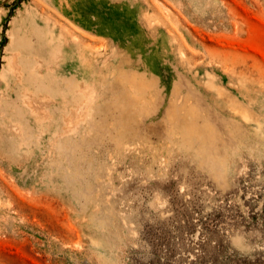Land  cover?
Instances as JSON below:
<instances>
[{
    "label": "rangeland",
    "instance_id": "rangeland-1",
    "mask_svg": "<svg viewBox=\"0 0 264 264\" xmlns=\"http://www.w3.org/2000/svg\"><path fill=\"white\" fill-rule=\"evenodd\" d=\"M0 264H264V0H0Z\"/></svg>",
    "mask_w": 264,
    "mask_h": 264
},
{
    "label": "bare ground",
    "instance_id": "bare-ground-1",
    "mask_svg": "<svg viewBox=\"0 0 264 264\" xmlns=\"http://www.w3.org/2000/svg\"><path fill=\"white\" fill-rule=\"evenodd\" d=\"M83 91H84V93L87 95V98H86V104L88 105L89 103H90V101H91V97L89 96V92L87 91V90H85V89H82ZM29 102H30V104L32 105V106H34L35 108H36V103H35V101L34 100H31V99H29ZM82 113H83V109H79V110H77V111H75L74 113H73V115L74 116H80V115H82ZM68 122H69V124H68V127H70L71 125H72V118H69L68 119ZM156 151V150H155ZM140 154V153H139ZM142 156H144V155H142ZM110 159V158H109ZM113 161V160H112ZM115 161V160H114ZM167 160L164 158V162H166ZM153 162L154 163H156L157 162V160H156V153L154 152V154H153ZM153 163V164H154ZM149 165V164H148ZM112 166H114V165H112ZM116 166H117V164H116ZM116 166H114V167H116ZM150 167H151V165H150ZM148 168H149V166H148ZM111 169V168H110ZM118 169V168H117ZM117 169H115L116 171H117ZM151 169H152V167H151ZM109 170V169H108ZM115 170H114V172H115ZM149 170V169H148ZM147 170V171H148ZM153 172V171H152ZM109 174V173H108ZM112 174V173H111ZM110 174V175H111ZM149 174H151L150 172H149ZM114 178V177H113ZM152 178V183H150V186H154V185H156L154 182H156L158 179H156L155 178V176L153 175V177H151ZM110 179H111V177H110ZM113 182V181H112ZM183 188V187H182ZM156 197H157V199H156V201H157V205L158 206H160V207H162L163 208V206H164V203L165 202H161V198H160V195L158 194V193H156ZM109 205V204H108Z\"/></svg>",
    "mask_w": 264,
    "mask_h": 264
}]
</instances>
